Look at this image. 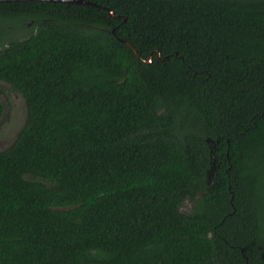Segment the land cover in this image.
Returning <instances> with one entry per match:
<instances>
[{
	"label": "trees",
	"instance_id": "1",
	"mask_svg": "<svg viewBox=\"0 0 264 264\" xmlns=\"http://www.w3.org/2000/svg\"><path fill=\"white\" fill-rule=\"evenodd\" d=\"M89 1L0 2V264H264V0Z\"/></svg>",
	"mask_w": 264,
	"mask_h": 264
},
{
	"label": "rangeland",
	"instance_id": "2",
	"mask_svg": "<svg viewBox=\"0 0 264 264\" xmlns=\"http://www.w3.org/2000/svg\"><path fill=\"white\" fill-rule=\"evenodd\" d=\"M3 93L4 107L0 114V148L5 147L14 139L26 117L23 95L20 92L9 90L5 85ZM190 205L187 201L183 208L186 210Z\"/></svg>",
	"mask_w": 264,
	"mask_h": 264
},
{
	"label": "water",
	"instance_id": "3",
	"mask_svg": "<svg viewBox=\"0 0 264 264\" xmlns=\"http://www.w3.org/2000/svg\"><path fill=\"white\" fill-rule=\"evenodd\" d=\"M1 1H11V0H0ZM48 1H58V0H48ZM59 1H68V2H77V3H86V4H91L92 2L89 0H59ZM109 12L113 15L114 11L109 9ZM160 55V53H159ZM164 58H167L166 56ZM150 61V60H148ZM215 174V168L214 166L211 167L210 172H208V182L211 184L213 183L214 175Z\"/></svg>",
	"mask_w": 264,
	"mask_h": 264
}]
</instances>
